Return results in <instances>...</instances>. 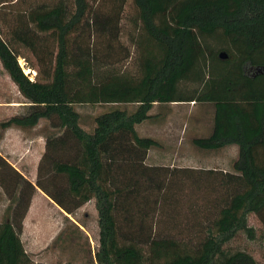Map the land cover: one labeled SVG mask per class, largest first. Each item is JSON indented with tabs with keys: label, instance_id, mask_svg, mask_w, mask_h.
<instances>
[{
	"label": "trees",
	"instance_id": "trees-1",
	"mask_svg": "<svg viewBox=\"0 0 264 264\" xmlns=\"http://www.w3.org/2000/svg\"><path fill=\"white\" fill-rule=\"evenodd\" d=\"M68 1L0 15V64L27 107L0 128L28 130L46 120L59 130L46 137L35 185L0 157L9 200L0 264H49L34 263L20 240L37 190L71 216L94 201L98 264H257L225 246L239 233L254 238L249 215L264 226V0H132L135 74L111 64L121 59L125 0H102L96 9ZM173 103L211 107L208 135L191 144L207 152L236 147L230 171L146 164L160 143L136 127L155 117L154 105ZM82 104L109 106L90 131L75 109ZM181 175L190 182L187 215L175 192Z\"/></svg>",
	"mask_w": 264,
	"mask_h": 264
},
{
	"label": "rangeland",
	"instance_id": "rangeland-1",
	"mask_svg": "<svg viewBox=\"0 0 264 264\" xmlns=\"http://www.w3.org/2000/svg\"><path fill=\"white\" fill-rule=\"evenodd\" d=\"M64 3L69 2L63 0ZM3 5L0 7V15H15L16 13L27 12L30 8L38 5H52L57 0H0ZM103 1L89 0L92 9L103 5ZM135 8L132 0H125L120 21L119 41L122 51L119 57L120 61L111 63L116 70L135 74L137 69V54L134 43L130 37H136L133 19L135 17ZM1 23V22H0ZM2 25V24H1ZM96 38L90 43L95 42ZM93 44V43H92ZM214 45V44H213ZM220 45L215 46L218 48ZM93 50V49H92ZM94 51V50H93ZM221 53H225L221 50ZM30 57V55H29ZM221 57H228L221 54ZM19 65L23 68L24 73L30 79H34L36 72L26 73L25 61L19 58ZM249 66L245 67L246 72H250ZM132 109L133 105L126 106ZM109 106L106 105H75V109L81 116V127L90 131L94 126V117L107 111ZM151 115L161 119H150L136 127L140 135L156 137L159 141L173 142L172 137L178 139L182 131L183 142L180 146L173 142L171 147L172 153L163 152L160 157H156L157 150L152 149L146 164L160 163L168 167L169 170L177 168H192L230 171L232 161L236 154L232 147L217 152L202 151L191 144L193 137H205L209 133L212 110L210 106L199 105L194 103L154 105ZM27 113L25 99L18 93L17 88L11 82L0 64V124L13 116H22ZM153 117V118H155ZM52 122L41 120L39 125L33 129L21 130L18 128H9L2 130L0 128V154L10 161H15L17 167L26 173L27 178L35 185L38 175V165L41 157L45 152L46 137L52 133L58 134L57 130L51 128ZM167 132H169L167 134ZM175 146V147H173ZM177 146V147H176ZM234 147V146H233ZM235 149V148H234ZM171 157V159L169 158ZM168 160V161H164ZM164 161V162H162ZM42 178L41 180H43ZM182 179V182H180ZM176 179V186L182 188L177 193L181 204V215H187L188 194L191 193L190 182L185 175ZM51 189V187H50ZM179 193V194H178ZM0 204V213L9 205L8 197L3 196ZM51 203H53L51 201ZM48 200L34 194L31 198L28 211L26 213V234L23 242L24 249L34 263L64 264L67 262L83 264L92 259V247L97 249L98 245V228L94 201L82 205L74 211V214H62ZM54 204V203H53ZM66 216L68 220L66 219ZM159 219V217H158ZM157 225V224H156ZM155 225V226H156ZM78 226L83 232H79L75 227ZM158 226H161L158 224ZM248 226L254 229V238L249 239L244 233H239L226 246L230 252L243 251L248 253L257 264H264V226L259 219L251 214L248 217ZM157 228V226H156ZM24 232V230H22ZM23 232L21 237L23 236ZM73 232L75 239H67V234ZM77 237L79 240H76ZM28 240H32L31 242Z\"/></svg>",
	"mask_w": 264,
	"mask_h": 264
},
{
	"label": "crops",
	"instance_id": "crops-1",
	"mask_svg": "<svg viewBox=\"0 0 264 264\" xmlns=\"http://www.w3.org/2000/svg\"><path fill=\"white\" fill-rule=\"evenodd\" d=\"M174 104V103H173ZM177 103H175V105H176ZM180 104H182V103H180ZM152 112V111H151ZM151 114V113H150ZM162 118L163 117H159V118H153V120L154 119H161L162 120ZM212 118V117H211ZM149 121V120H148ZM210 127H211V123H210ZM210 127H209V130H210ZM184 132L186 133V131H182V133H181V135H179V137H178V139H176V136H172L173 134H169V135H167V137L168 138H170V137H172V140H173V142H176V145L177 146H180L181 145V143L183 142V138H182V135L184 134ZM138 134H139V132H137ZM169 132H167V134H168ZM139 136H142V137H150V136H143V135H140L139 134ZM199 137V136H198ZM150 138H153V139H155V140H157L159 143H160V147L159 148H156V149H154V150H157V152H158V154H155V156L156 157H160L161 158V154L160 153H163V152H167V153H172V150H174L172 147H171V145H172V143L173 142H170V141H167L166 143L164 142V141H159V139H156V137H150ZM195 137H193L192 139H194ZM192 139L190 140V141H192ZM176 146V147H177ZM173 147H175V146H173ZM230 147H232L231 149H233L234 150V152H235V154H237V150H236V147H233V146H230ZM235 148V149H234ZM152 150V149H151ZM151 150H149L148 151V153H147V157H146V163H147V160H148V158H149V154H150V151ZM222 150H226V148H224V149H222ZM221 151V150H220ZM0 157L12 168V169H14L17 173H19L25 180H27L29 183H31L32 184V181L29 179V178H27V175H26V173H24L23 171H21L18 167H17V164H16V162L15 161H10V160H8V159H5V157H3L1 154H0ZM170 159H171V157H169ZM164 161H168V160H164ZM164 161H162V162H164ZM147 165H149V164H147ZM149 166H159V167H165V166H162V164H160V163H153L152 165H149ZM33 185V184H32ZM37 193H39V195H42V196H44L47 200H48V202H50L51 203V200L47 197V196H45L40 190H37V192L36 193H34V194H37ZM3 196H4V194L2 193V189L0 188V204H1V202H2V199L1 198H3ZM56 209H58L59 210V212L62 214V212L63 211H61V209H59V207L58 206H56L55 204H53V203H51ZM7 207V206H6ZM5 210V209H4ZM4 210L0 213V219H1V217H2V215H3V212H4ZM64 213V212H63ZM65 214V213H64ZM66 216H64V218H65ZM26 220H27V216L25 215V217H24V219H23V222H22V230H24V232H23V236L21 237V235H20V240H21V242H22V244H23V242H24V237H25V234H26V231H25V228H26ZM78 227V226H77ZM79 228V227H78ZM78 231L79 232H81V233H83L80 229H78ZM22 232H21V234H22ZM69 233H72V240L73 239H75V234L73 233V232H69ZM76 240H79V238L77 237V239ZM28 241H32V240H28ZM24 247V246H23Z\"/></svg>",
	"mask_w": 264,
	"mask_h": 264
},
{
	"label": "built area",
	"instance_id": "built-area-1",
	"mask_svg": "<svg viewBox=\"0 0 264 264\" xmlns=\"http://www.w3.org/2000/svg\"><path fill=\"white\" fill-rule=\"evenodd\" d=\"M28 72L27 73H30L29 70H27ZM33 73V72H32ZM94 254H95V250H94V247H92V252H91V255H92V260H93V264H98L95 259H94Z\"/></svg>",
	"mask_w": 264,
	"mask_h": 264
},
{
	"label": "bare ground",
	"instance_id": "bare-ground-1",
	"mask_svg": "<svg viewBox=\"0 0 264 264\" xmlns=\"http://www.w3.org/2000/svg\"><path fill=\"white\" fill-rule=\"evenodd\" d=\"M25 72L27 73L28 71L25 69Z\"/></svg>",
	"mask_w": 264,
	"mask_h": 264
}]
</instances>
